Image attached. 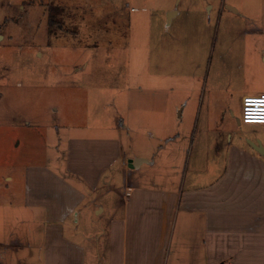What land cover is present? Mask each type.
Instances as JSON below:
<instances>
[{"label":"crops","instance_id":"crops-1","mask_svg":"<svg viewBox=\"0 0 264 264\" xmlns=\"http://www.w3.org/2000/svg\"><path fill=\"white\" fill-rule=\"evenodd\" d=\"M181 1L168 0L166 32ZM189 4L184 12L201 26L203 12ZM205 4L210 18L214 5ZM215 9L217 19L225 10L242 21L253 53L264 38L261 20L227 2ZM143 37L131 57L145 67ZM124 73L133 80L124 88L126 125L116 124L111 138L70 136L67 155L51 135L52 164L39 160L46 138L35 121L0 122V264H264V141L230 129L223 99L197 71L168 72V109L156 97L159 78L146 69L148 83L139 86L141 72ZM252 92L238 94L246 93L241 113L242 100L264 96V87ZM124 133L143 140L138 149L129 139L125 150Z\"/></svg>","mask_w":264,"mask_h":264},{"label":"rangeland","instance_id":"rangeland-1","mask_svg":"<svg viewBox=\"0 0 264 264\" xmlns=\"http://www.w3.org/2000/svg\"><path fill=\"white\" fill-rule=\"evenodd\" d=\"M189 2L203 12L205 22L201 26L193 23L196 14L193 18L184 12ZM189 2L181 1V15L166 32L168 0H0V122L10 118L17 124L35 121L46 138L45 152L39 153V160L48 163L53 157L51 135L61 137L66 155L68 147L64 148V143L70 136H117L114 126L121 121L126 125L125 84L127 80L133 82L125 71L141 72L134 79L139 86L148 83L142 73L146 69L152 79L159 78L156 97L167 104L165 109L168 72L179 70L191 77L197 71L205 84L208 82L207 90L214 85L215 96L223 99L230 129L264 141V126L237 128L234 122L241 117L240 99L246 93L238 94L250 90L246 95L253 96L252 90L264 87L259 53H264V38L254 42L251 53L242 21L225 10L217 19L215 9L219 3H231L246 18L261 20L264 28V0ZM205 3L214 5L210 18ZM141 35L140 44L149 39L150 55L145 67L138 63L139 57H131L139 56L131 46L134 41L140 42ZM119 49H126L128 58L120 60ZM99 126L105 130L99 131ZM246 130L254 133L250 135ZM138 137L124 133L125 150L130 146L129 139L138 149V142L143 141ZM9 195L16 198L18 188L10 187Z\"/></svg>","mask_w":264,"mask_h":264},{"label":"built area","instance_id":"built-area-1","mask_svg":"<svg viewBox=\"0 0 264 264\" xmlns=\"http://www.w3.org/2000/svg\"><path fill=\"white\" fill-rule=\"evenodd\" d=\"M240 121L243 125L264 126V96L245 97L242 100Z\"/></svg>","mask_w":264,"mask_h":264}]
</instances>
